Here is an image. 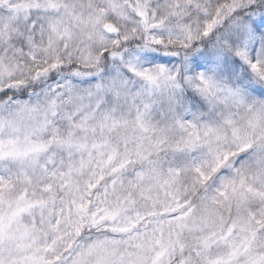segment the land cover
<instances>
[{
  "label": "snow or ice",
  "instance_id": "snow-or-ice-1",
  "mask_svg": "<svg viewBox=\"0 0 264 264\" xmlns=\"http://www.w3.org/2000/svg\"><path fill=\"white\" fill-rule=\"evenodd\" d=\"M0 264H264V0H0Z\"/></svg>",
  "mask_w": 264,
  "mask_h": 264
}]
</instances>
